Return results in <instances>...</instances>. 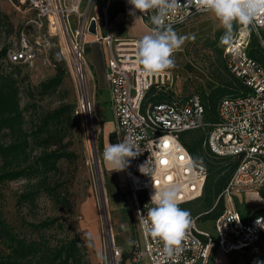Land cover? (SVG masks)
Segmentation results:
<instances>
[{"label":"built area","instance_id":"obj_1","mask_svg":"<svg viewBox=\"0 0 264 264\" xmlns=\"http://www.w3.org/2000/svg\"><path fill=\"white\" fill-rule=\"evenodd\" d=\"M98 1L23 0V3L34 13L37 24H59L67 36L77 80L81 90L88 95L86 115L93 127L95 118L99 125L102 120L94 114L89 96L86 65L89 36L107 44L106 75L114 119L113 143L133 136L141 152L130 159L129 166L123 170L133 199L140 237L134 239L130 249V264L143 259L147 260V264H165L161 246L144 232L141 223V216L146 217L148 208L152 206L150 202L154 191L170 183L179 185V204L196 199L204 192L209 176L208 165L202 162V167L189 170L186 162L194 156L181 140L182 133L195 129L205 131L202 143L204 153L210 158L229 159L234 163V169L218 198H223L225 208L213 220L214 231L201 228L198 217H193L190 235L183 242L184 251L166 264H210L214 249L225 253L246 252L264 232V214L246 218L237 206L241 195L249 192L259 194L264 187V14L251 25L240 26L232 45L225 47V66L242 83L243 90L236 96L221 100L217 120L209 122L199 94H174L171 86L167 85L170 80L168 71L148 73L143 70L136 58V44L140 38L113 37L109 7L115 0H104L101 14L95 15L93 8ZM118 1L123 3V11L132 8L128 0ZM180 2L182 7L177 15L167 20L175 30L196 21L204 13L197 12L191 0ZM137 13L150 31L152 12ZM21 34V45L10 49L6 63L32 62L37 58L38 49L30 43L24 31ZM255 46L261 51L262 59L251 54ZM155 87L167 95L164 100L148 97ZM147 160L149 167L154 169L151 177L139 171V166ZM141 194H145L144 199H140ZM110 242L115 264H125L124 250L113 235Z\"/></svg>","mask_w":264,"mask_h":264},{"label":"rangeland","instance_id":"obj_2","mask_svg":"<svg viewBox=\"0 0 264 264\" xmlns=\"http://www.w3.org/2000/svg\"><path fill=\"white\" fill-rule=\"evenodd\" d=\"M0 10L8 16L0 17V53L6 48L7 57L10 49L20 46L22 31L38 49L35 60L10 68L18 79L26 127L31 128L43 113L70 104L73 127L67 139L72 141L70 150L76 152L73 161H60L65 174L73 177L69 187L74 203L72 211L62 208L44 193H40L35 204L25 203L20 206L18 196L24 190L27 180L17 179L0 184V215L15 233L29 240L43 239L55 244L61 238L77 237L79 243L84 246L83 264H115L109 232L114 236L116 243L126 250L129 248L128 239L131 238L129 233L136 229L137 219L134 216L133 199L123 177H120L117 171H109L101 155L102 147L107 145V141H104L107 134L110 139H113L114 135V129H111L113 118L111 119L110 107L105 97L95 93L93 82L88 79L93 112L102 119L104 130L97 118L94 127H90L82 107V90L73 67L68 38L59 24H37L34 21V13L23 0H0ZM53 25L55 29L52 28ZM217 25L218 21L210 13H203L196 21L176 30L179 35L188 36L189 39L174 53L175 67L167 70L170 74L167 85L173 89L172 93L183 96L198 94L204 90L209 91L212 86L228 79L223 61V45L220 43L224 29L218 28ZM236 33L237 31L235 35ZM54 57L65 69L64 79L55 90L44 92L41 82L57 72ZM162 92L163 90L155 87L148 97L158 96ZM197 136L198 133L188 134L186 140ZM93 137L96 140L98 167L94 161ZM212 165L209 163V166ZM214 172L209 179L214 178ZM114 196L119 197L123 203V207L118 211L110 208L111 198ZM144 198L145 194H141L140 199ZM202 204L203 198L196 200L190 207L188 204V211L196 212ZM237 206L246 215L251 209L254 213H264L262 195L244 198L243 201L238 199ZM119 217L123 219L117 222ZM55 218H58V222L63 226L55 224L39 230L33 226L41 220ZM199 221L201 228L214 231L211 220L200 218ZM8 252L9 249L0 241V253Z\"/></svg>","mask_w":264,"mask_h":264},{"label":"trees","instance_id":"obj_3","mask_svg":"<svg viewBox=\"0 0 264 264\" xmlns=\"http://www.w3.org/2000/svg\"><path fill=\"white\" fill-rule=\"evenodd\" d=\"M0 17L8 16L0 10ZM240 26L243 25L234 23V33ZM226 46L223 45V51ZM258 49L255 46L250 52L262 59L261 51ZM6 54L7 49H2L0 53V184L26 179L25 188L18 196L20 206L25 203L35 204L40 193H44L62 208L72 211L74 203L69 187L73 177L65 174L60 166L62 159L71 162L76 157V152L70 150L72 141L67 139L73 127L72 106L65 104L43 113L31 128H27L25 113L20 103L21 91L18 79L10 69L21 63H6ZM53 62L57 72L41 82L44 92L55 90L64 79L65 69L58 63L56 57L53 58ZM226 72L227 80L212 86L209 91L198 93L205 105V115L209 122L217 120V108L221 100L228 96H236L243 90L242 83L227 68ZM166 96L160 93L152 98L164 100ZM191 133H198L199 136L186 140V136ZM204 137V130L195 129L182 133L181 140L194 158H199L208 165L209 176L215 171L214 178L209 179L208 176L202 196L180 203L179 206L188 203L190 207L194 201L203 198L202 207L192 212L191 217H198L199 220L200 218L215 220L225 208L223 198H218L234 169V163L227 158L207 156L202 146ZM209 163L213 165L209 166ZM260 194L264 198V187L260 190ZM57 222L58 218L44 219L34 223L33 226L37 230L50 228L55 224L63 226L62 223ZM0 241L9 249L6 254L0 253V264H83L85 257L84 246L79 243L77 237L61 238L55 244L43 239L29 240L15 233L1 215Z\"/></svg>","mask_w":264,"mask_h":264},{"label":"clouds","instance_id":"obj_4","mask_svg":"<svg viewBox=\"0 0 264 264\" xmlns=\"http://www.w3.org/2000/svg\"><path fill=\"white\" fill-rule=\"evenodd\" d=\"M128 3L132 6L130 15L135 16L137 11L152 12V28L136 44V58L143 70L160 73L174 68V53L189 39L188 36L179 35L173 25L167 22L170 16L177 15L181 9L180 0H128ZM191 4L197 12L210 13L218 21L217 27L224 29L221 45H232L235 38L234 23L248 26L264 14V0H191ZM139 154L141 152L135 137L126 136L120 142L107 144L102 157L112 171L119 172L125 170L130 159ZM202 166L199 158L190 157L186 162L189 170ZM139 171L151 177L154 169L149 167L147 160L139 166ZM179 192V185L171 183L154 191L147 216H141L143 230L161 246L165 264L184 251L183 242L189 237L193 224L190 211L179 206ZM253 264H264V261L255 260Z\"/></svg>","mask_w":264,"mask_h":264},{"label":"crops","instance_id":"obj_5","mask_svg":"<svg viewBox=\"0 0 264 264\" xmlns=\"http://www.w3.org/2000/svg\"><path fill=\"white\" fill-rule=\"evenodd\" d=\"M104 0H99L98 5L95 7L94 10L95 15L101 14V6L103 5ZM123 3L121 1L115 0L109 7V15L113 19L111 24L110 33L115 38H141L144 34L148 33V28L143 24L140 15L136 12L135 16L130 15L128 11H123ZM111 10V14H110ZM90 43L88 44L87 54H86V65H87V72L90 81L93 82V87L95 93L100 96L105 97L107 105L110 107L111 110V119L113 118V113L111 109V105L109 103L110 99V90H109V83L107 79V61H108V47L105 41L96 40L93 36H89ZM99 90V91H98ZM95 97V94H94ZM100 117V116H99ZM101 119V118H100ZM102 120V119H101ZM102 125L104 130L103 121L101 122L100 126ZM111 129H114V119L113 123L111 121ZM107 144L113 143V139H110L108 134L106 136ZM105 147V145L103 146ZM106 168L113 172L110 166L104 161ZM119 176L123 177V171H119ZM125 182V180H124ZM261 194L257 193H245L239 197L240 201L243 199H250L254 198L255 196H260ZM263 198V197H262ZM264 199V198H263ZM122 201L119 197L114 196L111 198V205L110 208L114 211L120 210L123 205ZM253 205V204H251ZM185 209L188 207V203L182 204ZM264 214L263 212H256L254 213L253 209L246 215L244 212L242 214L244 217L248 218L252 215L256 214ZM135 214V213H134ZM136 217V215H134ZM123 219V218H122ZM120 217L117 219V222L122 220ZM137 219V218H136ZM213 225V220H211ZM137 227L134 230L130 231L131 238L128 239L129 248L123 249L124 250V263L130 264L131 261V253L130 249L132 248V244L134 239H139V227L138 222H136ZM200 225V221H199ZM211 231V230H210ZM119 245V244H118ZM255 260L264 261V232L261 235L260 240L255 243L252 247H250L246 252L242 251H235L231 253H225L221 249H214L211 255L210 264H253ZM135 264H147V260L143 259L142 262L135 263Z\"/></svg>","mask_w":264,"mask_h":264},{"label":"water","instance_id":"obj_6","mask_svg":"<svg viewBox=\"0 0 264 264\" xmlns=\"http://www.w3.org/2000/svg\"><path fill=\"white\" fill-rule=\"evenodd\" d=\"M92 30L93 31L95 30V23L94 22L92 23ZM89 125H90V127L92 126L90 123H89ZM92 128H93V126H92ZM93 136H94V134H93ZM93 145H94V150H93V152H94V161L96 162L97 167H98L99 159H98V153H97V149H96V140H95L94 137H93ZM107 226H109V225H107ZM109 235H110V239H112V234L110 232H109Z\"/></svg>","mask_w":264,"mask_h":264},{"label":"bare ground","instance_id":"obj_7","mask_svg":"<svg viewBox=\"0 0 264 264\" xmlns=\"http://www.w3.org/2000/svg\"><path fill=\"white\" fill-rule=\"evenodd\" d=\"M52 28H56L54 25L52 26ZM88 95L86 93L85 90L82 91V97H81V102H82V107L84 108L86 114H88V108H87V105H86V99H87ZM88 116V115H87ZM106 192V191H105ZM112 234V233H111Z\"/></svg>","mask_w":264,"mask_h":264}]
</instances>
